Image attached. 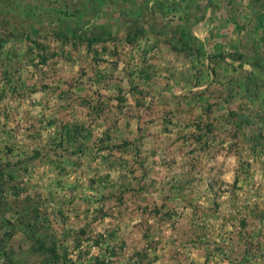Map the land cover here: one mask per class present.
I'll use <instances>...</instances> for the list:
<instances>
[{
    "label": "rangeland",
    "instance_id": "rangeland-1",
    "mask_svg": "<svg viewBox=\"0 0 264 264\" xmlns=\"http://www.w3.org/2000/svg\"><path fill=\"white\" fill-rule=\"evenodd\" d=\"M0 264H264V0H0Z\"/></svg>",
    "mask_w": 264,
    "mask_h": 264
}]
</instances>
